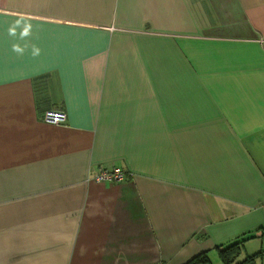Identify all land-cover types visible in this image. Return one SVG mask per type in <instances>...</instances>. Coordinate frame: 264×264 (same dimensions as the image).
Wrapping results in <instances>:
<instances>
[{
    "label": "crops",
    "instance_id": "0c3cea01",
    "mask_svg": "<svg viewBox=\"0 0 264 264\" xmlns=\"http://www.w3.org/2000/svg\"><path fill=\"white\" fill-rule=\"evenodd\" d=\"M263 202L264 0H0V264H264Z\"/></svg>",
    "mask_w": 264,
    "mask_h": 264
},
{
    "label": "trees",
    "instance_id": "16d2710c",
    "mask_svg": "<svg viewBox=\"0 0 264 264\" xmlns=\"http://www.w3.org/2000/svg\"><path fill=\"white\" fill-rule=\"evenodd\" d=\"M247 237L246 239H248ZM245 238L234 241L230 244H224L222 246H216L217 254L219 255L221 264H256V260L262 255V251L259 250L253 254H247V256L238 260L241 252L244 248ZM209 262L206 252H200L193 258L189 259L185 264H207Z\"/></svg>",
    "mask_w": 264,
    "mask_h": 264
},
{
    "label": "built area",
    "instance_id": "2783aa9c",
    "mask_svg": "<svg viewBox=\"0 0 264 264\" xmlns=\"http://www.w3.org/2000/svg\"><path fill=\"white\" fill-rule=\"evenodd\" d=\"M44 120L45 122L59 124L63 123L66 120V114L58 109V110H46L44 113ZM125 177V172L121 170L119 167H113L109 169H102L97 173L95 180L98 182L103 183H110V182H121ZM264 207V202H263ZM155 264H164L163 262L155 263Z\"/></svg>",
    "mask_w": 264,
    "mask_h": 264
},
{
    "label": "rangeland",
    "instance_id": "374dc122",
    "mask_svg": "<svg viewBox=\"0 0 264 264\" xmlns=\"http://www.w3.org/2000/svg\"><path fill=\"white\" fill-rule=\"evenodd\" d=\"M256 240H257L256 242H252L251 244L247 245L246 250H242L241 255L238 257V260H241L244 257H246L247 253H253L255 251H259L260 247L262 246V240L260 239V237L259 239ZM257 264H260V261H258Z\"/></svg>",
    "mask_w": 264,
    "mask_h": 264
}]
</instances>
